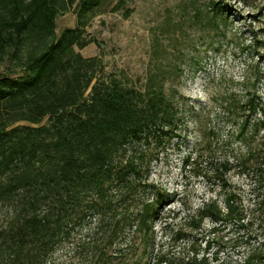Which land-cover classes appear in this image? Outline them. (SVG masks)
<instances>
[{
  "label": "trees",
  "instance_id": "1",
  "mask_svg": "<svg viewBox=\"0 0 264 264\" xmlns=\"http://www.w3.org/2000/svg\"><path fill=\"white\" fill-rule=\"evenodd\" d=\"M74 3L80 21L97 0H0V59L26 50L17 77L0 73V264H127L152 242L167 200L151 163L177 137L178 105L162 83L140 91L103 77L99 57L74 51L90 42L80 27L57 36L55 17ZM222 3L208 0L209 24L217 16L226 24ZM254 8L264 19V0ZM248 30L264 60V41ZM246 73L244 95H224L218 109L245 147L234 163L249 181L250 203L227 189L223 165L220 202L204 200L176 227L163 220L173 241L208 219L212 232L231 225L239 240L264 245V75L257 65ZM199 160L196 151L182 159L184 172ZM199 248L190 237L179 264L218 262L207 240ZM235 263L264 264V255L249 249ZM153 264L168 263L158 253Z\"/></svg>",
  "mask_w": 264,
  "mask_h": 264
},
{
  "label": "rangeland",
  "instance_id": "2",
  "mask_svg": "<svg viewBox=\"0 0 264 264\" xmlns=\"http://www.w3.org/2000/svg\"><path fill=\"white\" fill-rule=\"evenodd\" d=\"M262 1L223 0L219 16L226 19L224 26L218 16L209 24L208 0H97L80 21L76 3L55 17L57 36L65 28L82 29V36L90 42L74 51L84 58L99 57L103 77L140 91L145 85L162 83L164 92L178 105L177 137L151 163L150 177L167 200L152 242L145 248L139 246L127 264L137 260L138 264H153L158 253L168 264H179L185 253L182 248L192 236L200 251L203 241H208L207 253L218 259L211 264H236L253 248L263 257L264 245L239 240L235 226H220L212 232L210 221L204 219L196 234L184 233L178 241L169 239L162 226L163 220L170 228L179 226L204 200L220 202L223 192L218 176L223 165L229 169L224 174L227 189L238 192L246 207L250 203L249 181L234 163L244 157L245 147L218 105L226 94L244 95L239 83L247 68L257 65L264 75V60H257L248 32L254 27L257 38L264 41V19L254 8ZM11 51L0 59V73L17 77L26 50L16 57ZM259 91L264 95V82ZM195 151L200 154L198 170L184 172L182 159Z\"/></svg>",
  "mask_w": 264,
  "mask_h": 264
}]
</instances>
